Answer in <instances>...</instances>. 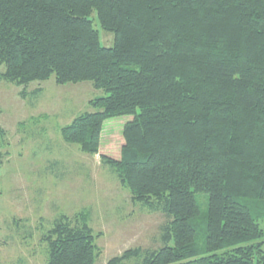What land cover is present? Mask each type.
<instances>
[{"label":"trees","instance_id":"obj_1","mask_svg":"<svg viewBox=\"0 0 264 264\" xmlns=\"http://www.w3.org/2000/svg\"><path fill=\"white\" fill-rule=\"evenodd\" d=\"M52 77L106 93L61 134L166 217L106 264H264V0H0V81ZM89 216L54 221L47 264H96Z\"/></svg>","mask_w":264,"mask_h":264},{"label":"rangeland","instance_id":"obj_2","mask_svg":"<svg viewBox=\"0 0 264 264\" xmlns=\"http://www.w3.org/2000/svg\"><path fill=\"white\" fill-rule=\"evenodd\" d=\"M96 24L102 42L112 46L114 34ZM100 95L106 93L89 81H0V129L5 133L0 137V264H47L44 235L63 215L90 214L102 249L96 264L131 248L161 244L165 215L134 203L100 153L84 152L61 134L76 116L93 110L89 101ZM128 119H109L105 127ZM114 143L103 152L117 150ZM208 200L199 195L202 209Z\"/></svg>","mask_w":264,"mask_h":264}]
</instances>
